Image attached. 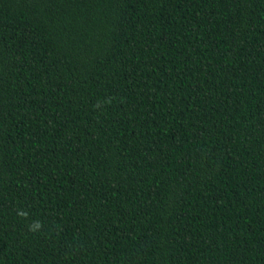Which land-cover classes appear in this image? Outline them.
Returning a JSON list of instances; mask_svg holds the SVG:
<instances>
[{"label":"trees","instance_id":"16d2710c","mask_svg":"<svg viewBox=\"0 0 264 264\" xmlns=\"http://www.w3.org/2000/svg\"><path fill=\"white\" fill-rule=\"evenodd\" d=\"M0 264H264V0H0Z\"/></svg>","mask_w":264,"mask_h":264}]
</instances>
